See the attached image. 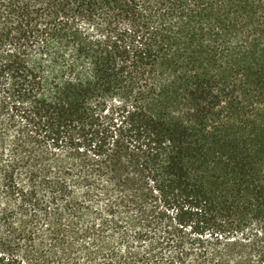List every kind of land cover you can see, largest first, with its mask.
Listing matches in <instances>:
<instances>
[{"label": "trees", "instance_id": "1", "mask_svg": "<svg viewBox=\"0 0 264 264\" xmlns=\"http://www.w3.org/2000/svg\"><path fill=\"white\" fill-rule=\"evenodd\" d=\"M160 96L264 112V0H0V264H264V141L213 193Z\"/></svg>", "mask_w": 264, "mask_h": 264}, {"label": "rangeland", "instance_id": "2", "mask_svg": "<svg viewBox=\"0 0 264 264\" xmlns=\"http://www.w3.org/2000/svg\"><path fill=\"white\" fill-rule=\"evenodd\" d=\"M166 66V75L171 77L173 67ZM166 100L161 96L152 100L149 109L163 126L184 134L185 139L180 147L191 176L209 191L237 199V178L230 165L236 163L242 148L264 141L263 110L258 108L247 116L235 114L232 117L233 125L224 126L213 117L190 119L186 115L188 109L185 105L174 99ZM243 120L250 126L246 127ZM21 224L29 228V222ZM3 232L8 233L9 228L4 227Z\"/></svg>", "mask_w": 264, "mask_h": 264}]
</instances>
